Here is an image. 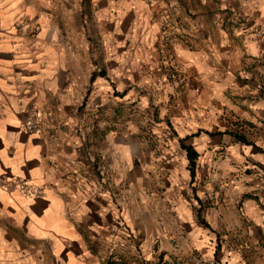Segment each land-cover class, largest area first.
I'll use <instances>...</instances> for the list:
<instances>
[{"label": "crops", "instance_id": "1", "mask_svg": "<svg viewBox=\"0 0 264 264\" xmlns=\"http://www.w3.org/2000/svg\"><path fill=\"white\" fill-rule=\"evenodd\" d=\"M199 5L0 0V264H264V0Z\"/></svg>", "mask_w": 264, "mask_h": 264}, {"label": "rangeland", "instance_id": "2", "mask_svg": "<svg viewBox=\"0 0 264 264\" xmlns=\"http://www.w3.org/2000/svg\"><path fill=\"white\" fill-rule=\"evenodd\" d=\"M186 3L188 4V6L191 8L192 12H190V16H193L197 13V10H199L201 7L199 5V0H185ZM69 8V0H62V13H61V16H62V27L63 28H68V22H69V18H68V13L65 12L67 9ZM224 11L225 14H224ZM228 12H235V16L237 17V19L240 18V11L238 10L237 7H231V10H229L228 8H226V10H222L221 11V14H222V26L223 27H229L231 24L234 25V21L231 22L230 20H228V16H229V13ZM226 18V20H225ZM230 29V28H228ZM144 121V120H143ZM150 124V121L147 120L146 121V125L144 127H148Z\"/></svg>", "mask_w": 264, "mask_h": 264}, {"label": "trees", "instance_id": "3", "mask_svg": "<svg viewBox=\"0 0 264 264\" xmlns=\"http://www.w3.org/2000/svg\"><path fill=\"white\" fill-rule=\"evenodd\" d=\"M237 140L245 142L246 140L244 139V137L238 133H231ZM187 151V157L189 160V166H190V171L191 173H193V164H194V159H196L197 154L195 153V151H193L191 148L187 147L186 148Z\"/></svg>", "mask_w": 264, "mask_h": 264}, {"label": "built area", "instance_id": "4", "mask_svg": "<svg viewBox=\"0 0 264 264\" xmlns=\"http://www.w3.org/2000/svg\"><path fill=\"white\" fill-rule=\"evenodd\" d=\"M166 21H167V19H166ZM41 119H39V116L38 115H36V117H35V121H33V122H30V124H29V128H31V129H36V128H38V125L41 123ZM232 123H230V125H231ZM235 127H238V128H241V126L239 125H237V124H235L234 125ZM239 245V239H237V237L236 238H234L233 239V242L232 243H230V248L231 249H233V248H236L237 246Z\"/></svg>", "mask_w": 264, "mask_h": 264}]
</instances>
